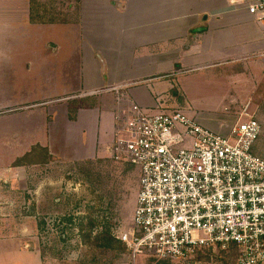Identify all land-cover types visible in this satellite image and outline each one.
I'll list each match as a JSON object with an SVG mask.
<instances>
[{"label": "rangeland", "instance_id": "374dc122", "mask_svg": "<svg viewBox=\"0 0 264 264\" xmlns=\"http://www.w3.org/2000/svg\"><path fill=\"white\" fill-rule=\"evenodd\" d=\"M34 31H26L21 41L25 57L23 63L16 64L19 71L4 72L0 82V176L4 178L2 181L0 177V241L14 240L23 251L37 250L42 264H234V254H220L221 250L208 251V262L181 263L148 256L132 261L127 249L116 243L119 233L133 229L139 175L131 166L110 160L106 146L111 135L123 141L130 136L124 126L114 128L112 133L99 131L96 116L104 107L95 102L92 122L88 119L77 124L74 113L65 109L72 99L89 95L81 91V65L74 50L79 41L73 34L74 26H43ZM49 42L59 49L44 58L38 51ZM10 76L15 79L11 81ZM215 86L194 103L161 105L141 112L151 116L176 110L190 118L191 110L232 114L231 110L236 113L249 103L248 115L259 119L263 127L254 150L264 155V68L216 81ZM118 107L127 112L130 105ZM47 113L53 120L50 144L55 159L47 166L26 169L21 174H15L13 169L7 177L6 167L17 153L4 148L3 143H17L23 130L25 148L31 141L26 132L31 133L37 123L42 124L37 132L44 133L43 118ZM99 144L102 150H98ZM103 235L114 241L108 248H102ZM23 257L28 255L20 251L9 261L13 258L15 264H21Z\"/></svg>", "mask_w": 264, "mask_h": 264}, {"label": "crops", "instance_id": "0c3cea01", "mask_svg": "<svg viewBox=\"0 0 264 264\" xmlns=\"http://www.w3.org/2000/svg\"><path fill=\"white\" fill-rule=\"evenodd\" d=\"M36 1L52 8L51 14L58 18L57 23H30V0H0V82L4 72H13L16 64L23 63L25 56L20 48L26 31L35 33L38 27L63 29L72 25L79 41L74 50L81 65V91L89 95L72 99L75 104L69 101L65 109L69 114L74 113L79 124L83 120L94 121L96 111H91L94 102L103 106L96 120L99 131L105 130L106 134L116 128L117 116L124 111L118 105L159 109L161 105L194 103L209 88H215L216 81L235 79L240 74L264 68V26L248 13V0ZM47 45L37 50L44 58L59 49L54 43ZM8 79L13 81L15 77ZM86 105L91 109L84 108ZM248 107L246 103L236 113L231 110L232 114L195 109L191 110L190 118L216 134L225 135L241 111L246 108L248 112ZM43 119L44 133L37 132L42 127L37 123L31 133L26 132V136L31 135V141L25 148L23 130L17 143H3L4 148L17 153L10 167H6L7 177L13 169L15 174H21L26 169L39 167L12 166L35 145L46 148L50 156L47 165L55 159L50 144L52 116L47 113ZM110 138L106 146L108 157V148L115 141L112 135ZM100 139L101 135V142ZM102 149L99 144L98 150ZM20 251L28 255L20 258L21 264H42L37 250L23 251L9 239L0 241V264H15L13 258L9 259Z\"/></svg>", "mask_w": 264, "mask_h": 264}, {"label": "built area", "instance_id": "2783aa9c", "mask_svg": "<svg viewBox=\"0 0 264 264\" xmlns=\"http://www.w3.org/2000/svg\"><path fill=\"white\" fill-rule=\"evenodd\" d=\"M247 11L264 26V0ZM131 105L116 127L130 139H115L109 158L139 174L133 229L116 240L132 261L148 256L188 262L200 251H231L234 264H264V155L261 135L244 108L225 135L183 113L151 116ZM196 262V261H194ZM193 263V262H192Z\"/></svg>", "mask_w": 264, "mask_h": 264}, {"label": "trees", "instance_id": "16d2710c", "mask_svg": "<svg viewBox=\"0 0 264 264\" xmlns=\"http://www.w3.org/2000/svg\"><path fill=\"white\" fill-rule=\"evenodd\" d=\"M52 8L50 6H45L44 4H41L40 2L36 0H30L29 2V22L30 23H39V24H53L57 23V19L52 16L51 14ZM75 100L71 101L72 104H75ZM92 106V105H91ZM112 160V159H110ZM113 161V160H112ZM50 162V156L48 155V152L46 148L40 147L39 145L33 146L27 153H25L22 157L16 159L12 166L18 167V166H45ZM115 162V161H113ZM121 164L129 165L131 166L135 171L137 169L130 165L127 162H120ZM138 173V171H137ZM139 175V174H138ZM137 185H138V179H137ZM90 219H92L90 217ZM93 225V223H90L89 225ZM91 225V226H92ZM90 228V227H89ZM81 231V229H80ZM87 236V235H86ZM100 240L104 241L105 245L102 246V248H108V244L114 243L111 237H107L106 235H103ZM116 243H119L122 245L123 249H125V246L117 241ZM232 253L231 251H229ZM228 251H222L220 254L229 253ZM209 252L208 251H200L196 253L194 258L190 261V263L194 261H200L204 260L206 262L209 261L208 258ZM219 255V254H218ZM225 255V254H224ZM223 256V255H222Z\"/></svg>", "mask_w": 264, "mask_h": 264}]
</instances>
